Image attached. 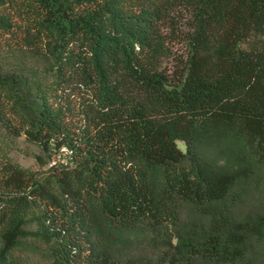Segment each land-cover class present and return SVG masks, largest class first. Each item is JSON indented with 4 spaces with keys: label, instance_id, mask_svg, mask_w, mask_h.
Here are the masks:
<instances>
[{
    "label": "trees",
    "instance_id": "16d2710c",
    "mask_svg": "<svg viewBox=\"0 0 264 264\" xmlns=\"http://www.w3.org/2000/svg\"><path fill=\"white\" fill-rule=\"evenodd\" d=\"M0 264H264V0H0Z\"/></svg>",
    "mask_w": 264,
    "mask_h": 264
},
{
    "label": "rangeland",
    "instance_id": "374dc122",
    "mask_svg": "<svg viewBox=\"0 0 264 264\" xmlns=\"http://www.w3.org/2000/svg\"><path fill=\"white\" fill-rule=\"evenodd\" d=\"M172 49L178 52L179 50H181L180 44H173ZM166 65H170V62L168 61ZM176 144L177 146L181 147V142L176 141ZM37 152L38 150L36 147L28 145L27 143L22 141V137H18L14 146L10 149L9 154L20 165L31 166L34 160V154H36Z\"/></svg>",
    "mask_w": 264,
    "mask_h": 264
}]
</instances>
